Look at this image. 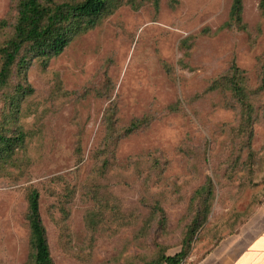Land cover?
<instances>
[{"label": "rangeland", "instance_id": "1", "mask_svg": "<svg viewBox=\"0 0 264 264\" xmlns=\"http://www.w3.org/2000/svg\"><path fill=\"white\" fill-rule=\"evenodd\" d=\"M18 2L0 0V48ZM230 3L109 0L59 54L22 47L0 87V131L24 135L0 162V264L32 262V188L53 264L197 259L251 213L264 193V0H243L241 25Z\"/></svg>", "mask_w": 264, "mask_h": 264}, {"label": "trees", "instance_id": "2", "mask_svg": "<svg viewBox=\"0 0 264 264\" xmlns=\"http://www.w3.org/2000/svg\"><path fill=\"white\" fill-rule=\"evenodd\" d=\"M108 1L19 0L13 36L0 48V87L6 84L11 66L24 45L28 46L33 55L44 56L46 59L59 54L67 44L72 30L81 26L82 20L86 22L83 26H94L95 18L104 11ZM242 12L243 0H231L229 18L241 25ZM226 79L232 92L243 93L240 85L241 71L236 63H231L230 75ZM136 122L138 120L131 123L129 130L136 128ZM23 136L22 133L8 136L0 131V162L12 156L15 148L24 140ZM27 221L32 250L31 264H53L39 213V193L35 188L27 195ZM183 258L184 252L179 251L173 255H163L155 264H179Z\"/></svg>", "mask_w": 264, "mask_h": 264}, {"label": "crops", "instance_id": "3", "mask_svg": "<svg viewBox=\"0 0 264 264\" xmlns=\"http://www.w3.org/2000/svg\"><path fill=\"white\" fill-rule=\"evenodd\" d=\"M179 264H264V193L234 232L216 240L197 259Z\"/></svg>", "mask_w": 264, "mask_h": 264}]
</instances>
